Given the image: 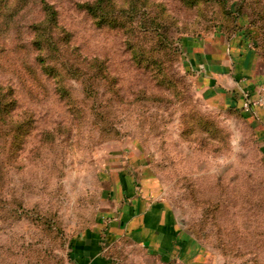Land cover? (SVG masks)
Returning a JSON list of instances; mask_svg holds the SVG:
<instances>
[{"label": "rangeland", "instance_id": "rangeland-1", "mask_svg": "<svg viewBox=\"0 0 264 264\" xmlns=\"http://www.w3.org/2000/svg\"><path fill=\"white\" fill-rule=\"evenodd\" d=\"M214 31L264 60V0H0V264H67L100 162L132 139L218 264H264L263 158L183 71L181 42Z\"/></svg>", "mask_w": 264, "mask_h": 264}, {"label": "crops", "instance_id": "crops-1", "mask_svg": "<svg viewBox=\"0 0 264 264\" xmlns=\"http://www.w3.org/2000/svg\"><path fill=\"white\" fill-rule=\"evenodd\" d=\"M183 71L204 107L247 124L264 161V60L238 33L220 31L181 42ZM249 103L245 110L244 104ZM98 206L72 235L67 264H118L123 244L159 263L218 264V257L180 223L141 143L106 151L96 174Z\"/></svg>", "mask_w": 264, "mask_h": 264}, {"label": "trees", "instance_id": "trees-1", "mask_svg": "<svg viewBox=\"0 0 264 264\" xmlns=\"http://www.w3.org/2000/svg\"><path fill=\"white\" fill-rule=\"evenodd\" d=\"M50 9H51V8H47V7H46V13H45V14H46V18L50 16V15H49V12H51Z\"/></svg>", "mask_w": 264, "mask_h": 264}, {"label": "built area", "instance_id": "built-area-1", "mask_svg": "<svg viewBox=\"0 0 264 264\" xmlns=\"http://www.w3.org/2000/svg\"><path fill=\"white\" fill-rule=\"evenodd\" d=\"M248 106H249V103H246V104H244V107H243V108H244L245 110H247V109H248Z\"/></svg>", "mask_w": 264, "mask_h": 264}]
</instances>
